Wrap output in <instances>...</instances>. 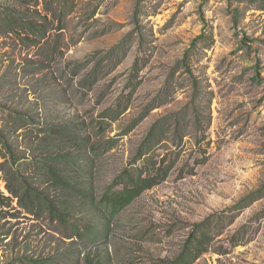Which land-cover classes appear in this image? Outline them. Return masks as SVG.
Masks as SVG:
<instances>
[{
  "label": "rangeland",
  "instance_id": "374dc122",
  "mask_svg": "<svg viewBox=\"0 0 264 264\" xmlns=\"http://www.w3.org/2000/svg\"><path fill=\"white\" fill-rule=\"evenodd\" d=\"M183 107L186 136L166 133L152 151H178L177 163L108 232L76 237L6 188L13 172L37 182L44 162L81 177L93 156L99 196L152 124ZM0 130V264H152L209 216L192 264H264V193L232 209L264 184V0H0ZM70 205L71 221L98 214Z\"/></svg>",
  "mask_w": 264,
  "mask_h": 264
},
{
  "label": "trees",
  "instance_id": "16d2710c",
  "mask_svg": "<svg viewBox=\"0 0 264 264\" xmlns=\"http://www.w3.org/2000/svg\"><path fill=\"white\" fill-rule=\"evenodd\" d=\"M11 15L14 16V13L12 12ZM30 29L34 31L35 26L31 25ZM184 111L185 107L156 120L149 129L145 140L140 144L136 154L128 163V166L116 174L110 184L103 187V191L99 196L95 194L94 191L95 186L92 171L94 162L93 156L89 162H87L86 168L82 170L83 176L81 177L76 176L73 178L69 174L60 172L59 168L56 166L44 162L43 167L45 175L39 178L37 182L32 184L28 182L27 177H23L22 175L18 177V173L13 172V177L8 180L12 179L11 182H14V184H10L6 188L12 195L19 198L22 206H26L31 210L32 207L36 205H44L51 217L62 223H70L71 230L74 231L73 235L76 237L81 238L83 235L87 237L93 235L98 236L102 234L103 231L108 232L109 226L112 224L115 215L129 205L143 191L164 181L174 168L180 155L178 151H174L172 158H168L167 154L157 158L152 151L155 146L164 140L163 137L166 133L171 132L172 143L183 140V137L186 136L184 132L185 128L179 126L178 121L179 116L183 114ZM104 116L109 119L114 118V116L111 115ZM144 117L145 113H142L137 119L133 120L128 126L127 131L134 128ZM168 119L171 123L173 122L174 126H168ZM194 120L196 121L198 131L202 132L204 126H201V124L204 121V117L197 113ZM203 135L197 138L196 141L198 145L203 143L205 139ZM3 137L0 130V140H2L4 147H8L7 139ZM91 140L90 136H87L82 141L77 140L75 145L78 149L87 147ZM110 145L112 144H109V146ZM9 153L11 154V151H9ZM140 160H143V163L137 165V162ZM199 163L200 162H197V164ZM188 172L193 174L194 169ZM47 184L54 187L56 197H48L44 189L40 188L42 185ZM263 193L264 184L258 190L242 197L235 203L232 209L242 210L252 201L261 197ZM74 198L78 201H74ZM77 202L88 208L91 206L99 207V209L95 208L98 213L97 216L89 218V220H82L83 218H79V220L71 221L72 214L70 211L72 210L70 209H72V206L70 204H76ZM219 215H222V213ZM233 216L234 215H229V221H232ZM212 218V216H209L200 222L192 224V229L183 241L179 253L172 257L153 260L152 264H192L195 259L208 250L209 237L206 228L208 224L211 223ZM100 262L101 260L99 259L96 264H100Z\"/></svg>",
  "mask_w": 264,
  "mask_h": 264
}]
</instances>
